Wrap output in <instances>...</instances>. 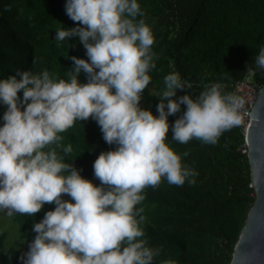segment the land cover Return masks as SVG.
Masks as SVG:
<instances>
[{"label":"clouds","instance_id":"clouds-1","mask_svg":"<svg viewBox=\"0 0 264 264\" xmlns=\"http://www.w3.org/2000/svg\"><path fill=\"white\" fill-rule=\"evenodd\" d=\"M64 8L79 23L57 28L54 40L78 37L88 59L70 57L67 79L47 69H17L16 75L0 79V105L5 106L0 211L34 216L45 203L55 205L33 223L35 236L20 257L22 264H154L161 247L149 245L141 227L144 209L138 205L144 190L162 178L191 184L198 175L166 143L168 117L185 106L171 124L172 141L215 144L241 122L244 99L219 82L195 97L190 92L177 97L191 84L172 71L163 77L161 91H149L159 97L154 115L140 104L157 55L139 0H66ZM255 64L250 73L264 70V45ZM81 72L87 82H81ZM89 118L104 141L115 145L93 162L99 185L61 155L71 153L72 145H62L60 133ZM158 264L177 261L167 257Z\"/></svg>","mask_w":264,"mask_h":264},{"label":"trees","instance_id":"trees-1","mask_svg":"<svg viewBox=\"0 0 264 264\" xmlns=\"http://www.w3.org/2000/svg\"><path fill=\"white\" fill-rule=\"evenodd\" d=\"M65 2L0 0V79L16 75L17 69H47L57 78L67 79L73 65L70 57L88 59L78 37H69L68 42L54 40L57 28L79 23L66 14ZM139 4L152 29V48L157 55V67L149 73L152 80L140 104L154 115H158L155 106L159 97L150 94L149 87L157 84L163 89L169 61L192 83L189 89L178 90L177 97L186 92L195 97L213 82L221 83L228 92L227 84L241 78L247 69L256 68L255 56L264 45V0H139ZM254 73L258 85L264 86V70ZM79 78L87 82L83 72ZM18 95L22 96V90ZM184 108L182 105L180 112L168 117L166 143L198 175L191 184L186 181L178 186L162 178L158 186L145 188V199L138 205L144 209V221L152 226L145 228V237L149 245L161 247L154 264L167 257L177 264H230L255 200L254 190L249 187L247 154L242 152L243 137L230 128L215 144L197 139L184 144L172 141L171 124ZM4 110L5 106L0 105V125ZM60 135L62 145H72L71 153H61L64 161L73 163L82 176L99 185L93 162L115 145L104 141L91 118L76 121ZM62 197L70 199L67 194ZM54 207L45 203L34 216L18 212L10 215L26 247L4 250L5 235L0 234V264H22L20 257L35 236L33 223Z\"/></svg>","mask_w":264,"mask_h":264},{"label":"water","instance_id":"water-1","mask_svg":"<svg viewBox=\"0 0 264 264\" xmlns=\"http://www.w3.org/2000/svg\"><path fill=\"white\" fill-rule=\"evenodd\" d=\"M247 126V160L255 200L235 245L230 264H264V86Z\"/></svg>","mask_w":264,"mask_h":264},{"label":"built area","instance_id":"built-area-1","mask_svg":"<svg viewBox=\"0 0 264 264\" xmlns=\"http://www.w3.org/2000/svg\"><path fill=\"white\" fill-rule=\"evenodd\" d=\"M167 71L168 73L172 71L179 72L173 62H169L167 64ZM254 76H255L254 72L250 73L248 71L241 78L226 85L228 87V92H233L244 99V104L240 109L241 122L238 125L232 127V129L237 130L243 137L242 152L246 154H247V145H246L247 126H250L252 121V119L250 118V113L256 102L259 91L263 87L258 85V83L254 79ZM187 81L190 82L189 80ZM190 84L192 86L191 82Z\"/></svg>","mask_w":264,"mask_h":264},{"label":"rangeland","instance_id":"rangeland-1","mask_svg":"<svg viewBox=\"0 0 264 264\" xmlns=\"http://www.w3.org/2000/svg\"><path fill=\"white\" fill-rule=\"evenodd\" d=\"M149 90L152 93H156V92L161 91L162 89L159 88L157 86V84H154L151 87H149ZM241 146H243L242 142H241ZM248 170H249V174H247V175H249V177H250V169H248ZM249 179H250L249 187H251V178H249ZM250 196H253V194L251 193ZM254 196H255V194H254ZM141 227L144 229V232H146L145 228H151L152 226L149 222L143 221L141 224ZM0 234L5 235V238L3 240L4 250L20 249V248L26 247L25 242H23L19 239L17 224L11 220L10 215L6 211H1V213H0Z\"/></svg>","mask_w":264,"mask_h":264}]
</instances>
